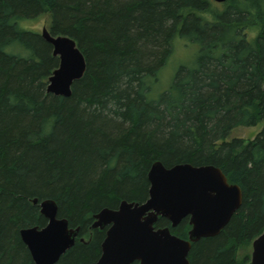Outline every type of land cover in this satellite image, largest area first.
I'll use <instances>...</instances> for the list:
<instances>
[{"label":"trees","instance_id":"1","mask_svg":"<svg viewBox=\"0 0 264 264\" xmlns=\"http://www.w3.org/2000/svg\"><path fill=\"white\" fill-rule=\"evenodd\" d=\"M40 19L85 59L67 98L46 93L58 59L28 25ZM178 46L193 61L157 91ZM259 123L254 139L230 138ZM155 161L214 166L240 188L239 209L188 261L244 264L239 244L264 229V0H0V264H34L19 237L46 225L33 198L86 238L56 264L95 262L105 229L92 216L143 203ZM154 227L180 239L190 228Z\"/></svg>","mask_w":264,"mask_h":264},{"label":"water","instance_id":"2","mask_svg":"<svg viewBox=\"0 0 264 264\" xmlns=\"http://www.w3.org/2000/svg\"><path fill=\"white\" fill-rule=\"evenodd\" d=\"M211 1L221 4L226 0ZM40 36L58 59V67L47 80L46 93L67 98L72 83L85 73V59L73 39L53 36L45 27ZM147 181L148 196L143 203L122 200L116 209L104 208L93 215L90 228L106 230L100 255L91 264H190L191 245L217 236L242 204L240 188L210 165L165 168L155 161L147 172ZM31 203L37 205L46 225L19 230L20 240L34 264H56L74 245L79 228H70L66 218H58L53 200L33 198ZM186 217L190 226L186 239L171 234L167 227H154L159 218L174 228ZM247 264H264V229L251 242Z\"/></svg>","mask_w":264,"mask_h":264},{"label":"rangeland","instance_id":"3","mask_svg":"<svg viewBox=\"0 0 264 264\" xmlns=\"http://www.w3.org/2000/svg\"><path fill=\"white\" fill-rule=\"evenodd\" d=\"M45 24H46L45 19H40L34 23H28L30 28L38 32L41 31L42 27H45ZM193 52L194 50L192 47L187 49V48H183V46H178L176 48L173 58L168 64L167 68L161 74L157 91L161 92L168 87V85L172 81V76L178 65L183 63H185L186 65H190L192 63L194 57ZM261 127H262V123H259L256 126L249 128H236L232 131L230 138L241 139L244 142L250 141L254 139V137L260 131ZM83 239L84 241L86 240V238ZM251 242L252 240L243 241L239 244L236 251L237 263L247 264L249 262L251 255Z\"/></svg>","mask_w":264,"mask_h":264},{"label":"flooded vegetation","instance_id":"4","mask_svg":"<svg viewBox=\"0 0 264 264\" xmlns=\"http://www.w3.org/2000/svg\"><path fill=\"white\" fill-rule=\"evenodd\" d=\"M93 217V216H92ZM187 218V220L189 219L188 217H186ZM186 218H184V219H186ZM93 219V218H92ZM183 220V219H182ZM181 220V221H182ZM93 222V221H92ZM170 224V223H169ZM188 225H189V223H188ZM170 227H171V225H170ZM190 227V226H189ZM172 228V227H171ZM175 228V227H174ZM190 229V228H189ZM106 230V229H105ZM189 231V230H188ZM188 233V232H187ZM77 238H78V236H77ZM80 238H78V240H79ZM83 239V238H82Z\"/></svg>","mask_w":264,"mask_h":264}]
</instances>
